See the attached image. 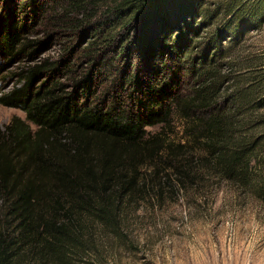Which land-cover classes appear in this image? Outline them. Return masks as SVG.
<instances>
[{
	"label": "trees",
	"instance_id": "1",
	"mask_svg": "<svg viewBox=\"0 0 264 264\" xmlns=\"http://www.w3.org/2000/svg\"><path fill=\"white\" fill-rule=\"evenodd\" d=\"M1 4L0 59L23 65L11 72L17 84L0 92V104L24 117L0 128V264H105L101 237L120 241L127 205L161 199L173 180L183 189L194 185L204 170L248 184L256 139L220 107L229 98L236 107L263 108L264 73L232 64L222 71L226 56L214 36L193 44L203 0ZM247 8L216 4L212 12L228 16L225 25L242 17L243 28H257L264 0ZM48 13L68 45L55 58H39L47 42L29 37V26ZM228 33L238 38L235 28ZM76 56L86 68L67 89L60 79L76 71ZM120 64L103 87L104 75ZM187 77V86L170 92L169 80L173 86ZM173 111L183 121V142L164 130ZM157 123L154 133L144 128Z\"/></svg>",
	"mask_w": 264,
	"mask_h": 264
},
{
	"label": "rangeland",
	"instance_id": "2",
	"mask_svg": "<svg viewBox=\"0 0 264 264\" xmlns=\"http://www.w3.org/2000/svg\"><path fill=\"white\" fill-rule=\"evenodd\" d=\"M258 2L259 0H203L204 17L194 19L197 34L193 44L211 36L221 42L226 56L221 61L222 71H226L224 69L232 64L236 70H252L259 66L262 68L258 71L264 73V21L257 28H243L240 17L225 25L228 16H224L222 11L217 16L212 12L216 4L242 3L248 9L247 7ZM3 5L0 0V7ZM50 14L42 17L34 26L29 24L28 36L42 38L47 42L40 49L39 58H55L68 45L66 35L54 27L52 18H48ZM4 15L5 12L1 10L0 16ZM221 28L222 36H219L217 32ZM232 28L237 31L236 39H232L228 33ZM163 59L168 66L176 63L174 56L166 55ZM226 60H230L227 66ZM73 62L72 69L76 71L68 72L60 79L67 89L72 78L86 68L85 64L80 63L78 56ZM0 65V92H4L17 84L11 72L16 71L23 63H5L0 59ZM122 68L124 66L120 64L112 69L110 75L105 74L101 85L108 86ZM177 72L181 73L179 70ZM166 74L165 68L158 79ZM190 81L192 79L187 77L178 84L174 81L176 84L171 86L169 80L167 85L173 93L178 86L183 88ZM232 84L234 82H228L224 86ZM103 87L98 91L99 95L104 90ZM228 92L229 89L223 91L221 97H225ZM115 93L112 91V94ZM109 94L105 93L108 99ZM244 99L254 98L248 96ZM220 108L233 123L241 122V133L243 131L250 135L252 132L256 139L257 147L250 162L252 167L248 184L241 185L236 180L229 181L208 175L203 169V175L195 180L194 185L189 186L186 182L187 187L183 189L173 180V186L171 181L169 185H164L161 199L147 196L137 204L127 205L120 241L108 236L101 237L105 264H264V107L259 110H252L246 105L236 107L233 99L226 98ZM12 116L23 119L24 113L17 108L0 104V128ZM169 120V125L164 128L167 137L175 142L185 141L186 134L179 115L173 111ZM31 127L33 128L32 125ZM144 128L148 133H154L159 130L160 124L146 125ZM257 184H262L261 191H257Z\"/></svg>",
	"mask_w": 264,
	"mask_h": 264
}]
</instances>
